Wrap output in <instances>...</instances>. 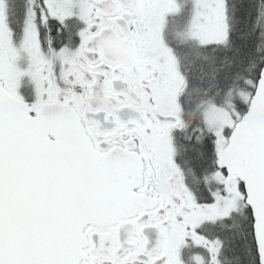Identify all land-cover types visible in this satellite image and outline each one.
<instances>
[{
    "label": "snow or ice",
    "instance_id": "snow-or-ice-1",
    "mask_svg": "<svg viewBox=\"0 0 264 264\" xmlns=\"http://www.w3.org/2000/svg\"><path fill=\"white\" fill-rule=\"evenodd\" d=\"M0 264H264V0H0Z\"/></svg>",
    "mask_w": 264,
    "mask_h": 264
}]
</instances>
